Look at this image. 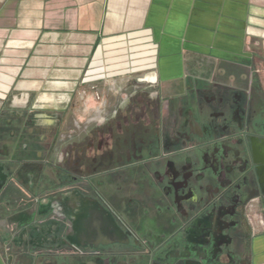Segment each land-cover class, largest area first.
I'll use <instances>...</instances> for the list:
<instances>
[{
  "label": "flooded vegetation",
  "instance_id": "obj_1",
  "mask_svg": "<svg viewBox=\"0 0 264 264\" xmlns=\"http://www.w3.org/2000/svg\"><path fill=\"white\" fill-rule=\"evenodd\" d=\"M121 94L75 129L60 133V120L41 137V128L30 134L31 117L27 129L9 130L0 105V182L21 186L26 172L27 193L42 203L34 227L66 230L67 220L50 212L73 197L96 201L91 213L106 217V228L98 216L84 224L86 210L72 200L88 245L34 241L29 252L44 264L65 256L79 264H248L255 201L264 221V123L256 119L264 107L229 99L212 107L140 87Z\"/></svg>",
  "mask_w": 264,
  "mask_h": 264
},
{
  "label": "crops",
  "instance_id": "obj_2",
  "mask_svg": "<svg viewBox=\"0 0 264 264\" xmlns=\"http://www.w3.org/2000/svg\"><path fill=\"white\" fill-rule=\"evenodd\" d=\"M263 62L264 0H0L1 121L24 130L31 117L29 132L41 128L38 137L51 135L56 121L64 133L103 113L106 97L115 105L131 80L164 96H196L212 107L252 102L261 110ZM25 174L21 186L0 182V264H44L29 252L34 241L86 247L74 200L86 210L84 224L98 216L107 227L102 212L91 213L96 201L76 197L50 212L67 220L66 230L34 227L42 203L27 193ZM252 205L248 264H264V225ZM79 263L73 256L51 262Z\"/></svg>",
  "mask_w": 264,
  "mask_h": 264
},
{
  "label": "rangeland",
  "instance_id": "obj_3",
  "mask_svg": "<svg viewBox=\"0 0 264 264\" xmlns=\"http://www.w3.org/2000/svg\"><path fill=\"white\" fill-rule=\"evenodd\" d=\"M263 68H264V62H263ZM262 75V77L264 78V72H263V74H261ZM136 85H138V83H136V81H134V80H131L130 81V83H129V85H128V87H129V89H131V87H134V86H136ZM139 86H142V85H139ZM109 98H111V97H106V103H105V106H103V109L105 110V111H108V101L110 100ZM101 103V102H100ZM99 106H101V105H99ZM102 109V110H103ZM257 220V219H256ZM258 220H261L260 222H262V223H264V221L262 220V219H258ZM257 220V221H258Z\"/></svg>",
  "mask_w": 264,
  "mask_h": 264
}]
</instances>
